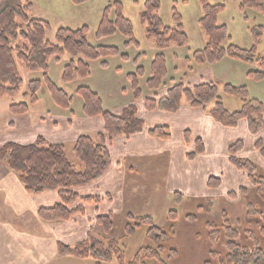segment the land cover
<instances>
[{
	"label": "trees",
	"instance_id": "trees-1",
	"mask_svg": "<svg viewBox=\"0 0 264 264\" xmlns=\"http://www.w3.org/2000/svg\"><path fill=\"white\" fill-rule=\"evenodd\" d=\"M75 4H81L87 0H72ZM204 15L200 19V25L206 35L205 47L193 54V57L184 59L189 73H193L195 66L205 67L213 65L225 59L234 58L249 64H258L257 70L248 72V77L256 82L264 80V56L258 53L256 46L250 50H243L236 46L224 47L230 39L227 28L219 26L217 19L224 9L223 5L211 6L207 0H202ZM34 5L32 0H0V100L15 98L23 87V79L20 75L17 61L24 64L26 70L34 77L30 80L28 90L24 97L28 103L14 104L10 107L12 115H25L32 105H36L40 99V91L47 88L54 103L63 109H69L73 102V95H69L64 89L53 82L49 76L50 64L53 61H61L66 55L70 56L69 62L63 66L62 80L65 84L78 81L76 96L83 102V114L86 117H102L104 130L97 135V139L90 136H80L74 146L73 154L76 162L68 159L64 145H52L43 138H39L31 145L8 143L0 148V162L5 164L15 173L25 187L28 194L38 195L47 191L58 192L60 202L52 208H42L38 211L39 218L45 222L69 221L76 215L83 214V204H99V197H80L77 190L98 181L111 167L112 157L109 145L117 137H132L144 132L145 124L138 116L136 105L125 107L121 115H115L107 111L103 106L101 96L90 86L83 85V81L91 75V62L116 56V47L102 45L93 46L88 40V28L79 30L61 28L57 31L55 42L48 39L51 25L48 21L34 19L30 16ZM115 11V18L111 19L108 13ZM161 8L160 0H147L141 21L146 25L147 39L152 41L160 51L150 66V76L145 82L147 92L140 88L139 78L141 69L137 73L127 77L131 82L132 96L135 101L144 98L148 110H161L167 113H177L184 104L192 108L204 109L215 103V108L209 113L215 122L223 127L234 129L241 121H246L251 134H257L264 130V103L252 99L246 87H237L231 84L223 86L224 93L236 97L242 102L239 111L231 112L226 109L219 97V86L214 82H208L193 86L189 89L181 81L170 88L166 86L168 66L164 50L170 46L183 47L189 43L181 20L177 27L166 26L158 16ZM241 9H251L264 14V0H242ZM122 34L127 38V44L134 42L133 26L124 15L121 2H115L109 6L98 28L97 37L105 38ZM253 33L257 42L262 37V28H256ZM106 64V63H103ZM193 65H195L193 67ZM42 75L39 76L38 73ZM175 79H170V81ZM182 80V79H181ZM168 81V82H170ZM162 88L167 89L165 95L157 100ZM150 93L153 95L150 96ZM145 96V97H144ZM153 98V99H152ZM153 137L170 140L171 130L168 127H156L149 132ZM186 141H190V134L186 132ZM196 151L189 158L204 153V143L199 138L195 142ZM245 149V144L239 141L229 148V161L238 170L244 172L250 180L257 196L264 202V175L259 166L250 159L240 157ZM255 149L264 159V138H259L255 143ZM220 180L211 178L210 187H219ZM172 200L176 206H180L185 200L184 196L175 192ZM81 203V204H79ZM253 218L259 220L261 236H264V211H253ZM250 215V211H249ZM177 212L171 211L169 218L176 221ZM126 219L129 224L125 226V234L122 238H132L138 229L146 228L147 239L150 246L141 248L135 256L128 260L121 241L101 240L92 235L75 246L65 244L58 245L60 257H73L79 260H92L96 264H150L157 261L159 264H169L164 258L167 254L169 260L175 257V250L166 251V245L174 241L175 227L173 224L168 230H164L155 224L152 217H137L130 213ZM136 223L131 224V223ZM97 225L102 228L103 234L110 235L115 228V215L110 212L98 216ZM231 224L227 212L223 213V224L217 226L209 223L208 234L211 244L210 260L204 264H264V250L258 245H247L240 242V233ZM224 243L225 253L218 252L217 246Z\"/></svg>",
	"mask_w": 264,
	"mask_h": 264
},
{
	"label": "rangeland",
	"instance_id": "rangeland-1",
	"mask_svg": "<svg viewBox=\"0 0 264 264\" xmlns=\"http://www.w3.org/2000/svg\"><path fill=\"white\" fill-rule=\"evenodd\" d=\"M146 1L147 0H87L84 3L75 4L72 0H32L34 8L30 16L34 19H42L50 23L51 31L48 33V39L51 42H55L56 33L61 28L79 30L83 27H87V37L93 46L102 45L116 47L118 49L119 52L116 56L91 62L90 77L92 82H90V84L94 87L96 86L98 90H100L99 92L106 100L105 105L108 106L111 103L110 100L118 103L130 97L129 94L132 93V89L131 82L127 76L132 73H137L138 68H142L141 77L139 78L140 88L144 92L148 90L145 82L150 76L151 63L160 51L155 47L152 41L147 39V27L141 21V14L144 11ZM207 1L211 6H224V9L219 13L217 19V24L219 26H225L230 36V39L224 44V47L236 46L243 50H250L256 46L258 53L264 56L263 13H258L251 9L242 10V0ZM115 2L122 3L124 15L131 21L134 42L127 44V38L120 33L102 39L97 37L98 28L106 9L110 5L113 6ZM160 3L161 8L158 16L163 20L164 24L170 27H177L178 21L175 19L174 15H178L177 17L180 18L181 24L189 38V43L186 46H170L163 51L166 55L168 66L166 86L170 88L174 84L184 81L183 83L186 87L191 89L193 86L208 83L209 74H206V70L202 72L204 81H199L200 75L198 77V74L193 76L194 80L192 82H187V78L184 77L185 74L188 73V66L185 65L184 59L187 57L192 58L193 54L203 49L207 42L206 35L200 25V19L203 18L204 15L202 0H160ZM108 16L111 19L115 18V11L113 8L109 11ZM256 28H262L263 33L258 42L253 33V30ZM17 65L24 81L22 91L19 95L24 96L28 90L29 82L35 74L28 72L24 64L20 61H17ZM257 65L256 63L249 64L229 57L213 65H208L213 72V81L211 82H214L220 87L219 97L229 111H239L243 105L236 97L228 96L224 93L223 86H225V84L246 87L252 99L264 103V80L256 82L248 77L249 71L258 69ZM194 66L195 65H193V67ZM195 68L194 72L197 71V69H201L202 71L205 67L195 66ZM38 75L41 76L42 73L39 72ZM52 76H54V72H52ZM171 78L175 79V81L173 80L171 82ZM103 85L105 87H103ZM108 85H111V88H109ZM166 92L167 90L162 88V91L159 92L156 99L160 100ZM109 94H111L112 99H110L109 96L110 100L108 101L106 97ZM41 96L43 98L46 96L50 97L47 88H42L40 91V97ZM215 107V103H212L208 105L205 111L209 115ZM208 117L213 119L210 115ZM188 120L189 118L187 117V121ZM245 122L246 121H244V123ZM198 126L203 127L207 135L212 139L215 138V134L211 131V128L206 124L205 120L202 125L200 121ZM242 127V125H239L237 130H230V133L226 132L224 143H226V140H232V138L236 136V133H238L237 136L239 135V137L233 139L235 141L229 142L227 146L219 147L218 150H215L214 148H210V144H208L207 149H205L202 154H205L204 159H201L203 158L202 155L189 158V155L194 154L196 151L195 142L200 138V134L198 133L196 137L193 136L192 149L187 153V162L189 163V173L187 175L191 177L188 179V183L178 179V177H174L175 174H178L177 165L176 169H171L173 173H170V170L168 175V171L165 170H151L149 172L150 175L146 174L144 177V180L149 183V186H146V191H148L145 195H152L155 190L159 191L160 195L156 197L154 202L147 204L146 207H144V200H141L143 199L142 194L140 196H134V201L131 199V201L128 199L126 200V205H124V211H126V208L128 209L126 213L130 212V208H128L130 205L132 212L130 214L137 217H152L155 224L164 230H168L175 224L176 233L174 241L166 245V251L171 249L176 251L175 257L169 260L168 255H164V258L169 261V264H204L210 260L211 244L207 225L211 223L222 226L224 212H227L231 219V224H233L232 226L239 231L240 242L242 244L251 246L255 244L264 250V236H261L260 233L262 224L259 220L257 221L256 218H253V211H257L258 209H263L264 211V202L257 196L247 175L238 170L228 160L229 148L239 141L245 143V148L247 146L244 151L250 152V155L241 156L242 154H240L239 156L247 159L253 158L247 156H251L256 150L253 147V144H255L254 138L252 143H250L248 137L244 135V132L247 133V130L244 129V131H242ZM248 133L251 137H255L253 134H250L249 130ZM257 136H260V139L264 138V130L260 131ZM179 144L177 142V148H180ZM212 144L214 145V141H212ZM165 158L168 157L162 155L158 156L154 159L153 165H155V167L165 165L167 163ZM257 165H259L264 175V170L262 169L264 168L263 162L260 161ZM211 178L219 179L221 185L219 187H210L209 181ZM155 184H160V186L155 187ZM187 188H189V190ZM183 190L187 192L185 194L187 197L183 195L184 200H186L180 206H176L172 200V195H174V191L182 192ZM167 192H170L169 197L167 196ZM106 206L107 208L111 206L118 208L116 202L109 203ZM124 211H122L121 214L118 213V216H115V228L110 235H95L101 240L121 241L125 249L126 257L130 260L139 249L149 247L151 244L147 239L146 228L138 229L132 238L122 239L125 234V226L129 224L126 216H124L126 214ZM171 211H176L178 215V219L173 223L169 218V213ZM131 224L135 225L136 223L132 222ZM216 250L225 253L224 243L222 242L218 245ZM85 263L95 264L92 260H88V262ZM85 263L81 262L76 264ZM112 264L117 263L114 261ZM150 264L159 263L157 261H151Z\"/></svg>",
	"mask_w": 264,
	"mask_h": 264
},
{
	"label": "crops",
	"instance_id": "crops-1",
	"mask_svg": "<svg viewBox=\"0 0 264 264\" xmlns=\"http://www.w3.org/2000/svg\"><path fill=\"white\" fill-rule=\"evenodd\" d=\"M64 58L50 64L49 76L60 88L74 96L71 107L69 109L60 108L50 98L51 96L45 98L41 96L38 103L30 107L28 114L15 116L10 113V107L14 104L28 103V100L22 95L0 100V148L8 143L31 145L36 143L39 138H43L49 144L64 145L68 159L76 162L73 149L77 139L84 135L97 139V135L104 130L102 117L84 116L83 102L80 97L76 96L79 82L74 81L65 84L62 80L63 66L69 62L70 56L66 55ZM205 70L206 74H209L208 82L213 81L212 70L205 66L202 71L197 69V71L189 73L187 82H192L195 74H198V77L200 75L199 81H204L202 72ZM52 72H54V76H52ZM90 82H92L91 77L83 81L85 85L90 86L101 96L104 108L115 115H121L125 107L134 103L139 118L144 121V132L129 138L117 137L112 140L109 145L112 157L110 169L98 181L77 190L80 197H99L101 202L99 204L82 203L85 212L74 216L69 221H42L38 211L59 204L58 192L47 191L38 195L28 194L18 176L0 162V264H76L88 262V260L84 261L73 257H60L58 245L61 243L75 246L77 243L86 240L89 235L96 238L95 234L102 235L103 230L97 225L98 216L110 212L118 216V213L121 214L125 210L124 205H126L127 199L134 201V196L142 194L143 199L141 197L140 199L144 200V207L154 202L156 197L160 195L159 191L155 190L152 195H145L148 191H146V186H149V183L144 180V177L146 174L150 175L151 170H165L168 171V175L169 171L172 168L176 169L177 165L178 174H175L174 177L188 183V179L191 177L187 175L189 173L187 153L192 149L194 137L198 133L204 143V151L208 144H210V148L218 150L219 147H225L229 142L235 141L233 139L239 137L236 133L232 140H226L224 143L226 132L230 133V130H237V127L234 129L223 127L208 117L209 115L204 109L192 108L187 104H184L177 113H167L158 109L151 111L146 108L145 102H143L144 98L135 101L131 93L127 100L118 103L110 100L112 99L111 94L107 95L106 98L111 102L107 106L104 96L99 92L100 90L96 86H92ZM103 87L105 86L103 85ZM108 87L111 88V85ZM152 95L150 93V96ZM187 117L189 118L188 121ZM204 120L215 134V138L212 139L203 127L198 126L200 121L202 125ZM240 123L239 125L243 126L242 131L247 130L244 135L248 137L250 143H252L253 138L254 143H256L260 136L251 137L248 133V124L244 121ZM163 126L171 130L172 138L170 140H162L149 134L154 128ZM186 132L190 134L189 142L186 141ZM212 141H214V145ZM177 142L178 144L180 142V148H177ZM253 147L255 148V144ZM240 154H242L241 156L250 155V152L244 151ZM161 155L168 157L165 158L167 163L155 167L153 161ZM202 156L201 159H204L205 154ZM247 157H253L250 158L253 162H263L264 166V159L257 150ZM262 169L264 170V168ZM171 172L173 173V170ZM158 186L160 184H155V187ZM187 189L189 190V188ZM169 193L167 192L168 197ZM179 193L185 195L187 192L183 190ZM115 202L118 208L112 206L107 208V204ZM128 208H130L128 213H132L130 205ZM126 211H128L127 208ZM128 213L124 216H127Z\"/></svg>",
	"mask_w": 264,
	"mask_h": 264
}]
</instances>
